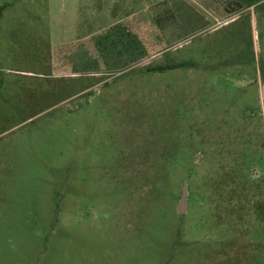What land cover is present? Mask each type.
Returning a JSON list of instances; mask_svg holds the SVG:
<instances>
[{
    "label": "rangeland",
    "instance_id": "374dc122",
    "mask_svg": "<svg viewBox=\"0 0 264 264\" xmlns=\"http://www.w3.org/2000/svg\"><path fill=\"white\" fill-rule=\"evenodd\" d=\"M0 264H264V0H0Z\"/></svg>",
    "mask_w": 264,
    "mask_h": 264
},
{
    "label": "flooded vegetation",
    "instance_id": "af4514ba",
    "mask_svg": "<svg viewBox=\"0 0 264 264\" xmlns=\"http://www.w3.org/2000/svg\"><path fill=\"white\" fill-rule=\"evenodd\" d=\"M227 4H235L237 5L241 0H225ZM230 9V7H224L223 10L227 12Z\"/></svg>",
    "mask_w": 264,
    "mask_h": 264
},
{
    "label": "water",
    "instance_id": "95a60500",
    "mask_svg": "<svg viewBox=\"0 0 264 264\" xmlns=\"http://www.w3.org/2000/svg\"><path fill=\"white\" fill-rule=\"evenodd\" d=\"M184 202H185V194L182 195L180 205H179V211L182 212L184 210Z\"/></svg>",
    "mask_w": 264,
    "mask_h": 264
},
{
    "label": "crops",
    "instance_id": "0c3cea01",
    "mask_svg": "<svg viewBox=\"0 0 264 264\" xmlns=\"http://www.w3.org/2000/svg\"><path fill=\"white\" fill-rule=\"evenodd\" d=\"M111 27V26H110Z\"/></svg>",
    "mask_w": 264,
    "mask_h": 264
},
{
    "label": "trees",
    "instance_id": "16d2710c",
    "mask_svg": "<svg viewBox=\"0 0 264 264\" xmlns=\"http://www.w3.org/2000/svg\"><path fill=\"white\" fill-rule=\"evenodd\" d=\"M113 42V41H112Z\"/></svg>",
    "mask_w": 264,
    "mask_h": 264
}]
</instances>
